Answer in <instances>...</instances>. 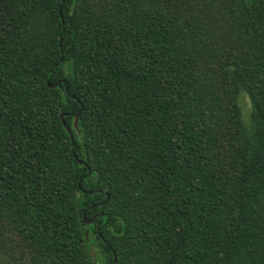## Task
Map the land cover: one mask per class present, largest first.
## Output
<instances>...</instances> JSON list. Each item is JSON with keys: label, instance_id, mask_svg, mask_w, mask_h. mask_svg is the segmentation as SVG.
<instances>
[{"label": "trees", "instance_id": "1", "mask_svg": "<svg viewBox=\"0 0 264 264\" xmlns=\"http://www.w3.org/2000/svg\"><path fill=\"white\" fill-rule=\"evenodd\" d=\"M87 231L264 264V0H0V264H98Z\"/></svg>", "mask_w": 264, "mask_h": 264}, {"label": "rangeland", "instance_id": "2", "mask_svg": "<svg viewBox=\"0 0 264 264\" xmlns=\"http://www.w3.org/2000/svg\"><path fill=\"white\" fill-rule=\"evenodd\" d=\"M240 104L242 106L243 115L247 119L250 111V102L248 98L242 97L240 100ZM90 235V233H89ZM90 242L87 246L90 259L93 262H96L98 264H106V260L102 252L98 247H96L93 236H90L89 238Z\"/></svg>", "mask_w": 264, "mask_h": 264}, {"label": "water", "instance_id": "3", "mask_svg": "<svg viewBox=\"0 0 264 264\" xmlns=\"http://www.w3.org/2000/svg\"><path fill=\"white\" fill-rule=\"evenodd\" d=\"M64 1H65V0H63V2H64ZM61 42H62V37H61V40H60V44H61ZM63 61H64V57L61 58L60 62H59L55 67H56V68L59 67L60 64H61ZM57 85H59V84H55V85H50V84H49V86L52 87V88L57 87ZM65 86H66V87H65L66 92H68V88H67L66 83H65ZM83 112H84V109H82L80 112H78V113H76V114H73V117H74L73 127L75 128V130H77L78 133H79V120H80V116L83 114ZM64 117H65V115L63 114V115H62V120H63V124L65 125ZM65 127H66V129H67L68 132H71V128H70V127H68V126H65ZM71 139L74 140V137H73V134H72V133H71ZM76 158H77V157H76ZM77 160H78V159H77ZM78 162H79L80 164H82L81 161L78 160ZM88 176H89V174H86V175H85V178H87ZM84 193H85V194H89V195H92V194H93L92 191H87V190H84ZM107 199H109V197H108ZM83 219H84V221H85V223H86L87 225H93V224H94V218H92V219H87L86 216L84 215V216H83ZM86 235H87V238H89V231H87ZM115 261H116V258H115Z\"/></svg>", "mask_w": 264, "mask_h": 264}]
</instances>
